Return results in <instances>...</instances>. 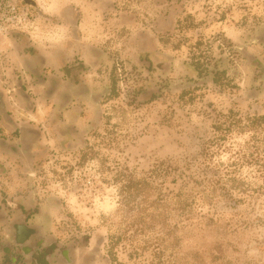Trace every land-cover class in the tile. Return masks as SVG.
I'll use <instances>...</instances> for the list:
<instances>
[{
	"label": "rangeland",
	"instance_id": "obj_1",
	"mask_svg": "<svg viewBox=\"0 0 264 264\" xmlns=\"http://www.w3.org/2000/svg\"><path fill=\"white\" fill-rule=\"evenodd\" d=\"M31 1L1 30L0 89L16 44L80 77L6 100L42 138L0 154V199L90 239L78 264H264V0Z\"/></svg>",
	"mask_w": 264,
	"mask_h": 264
},
{
	"label": "flooded vegetation",
	"instance_id": "obj_2",
	"mask_svg": "<svg viewBox=\"0 0 264 264\" xmlns=\"http://www.w3.org/2000/svg\"><path fill=\"white\" fill-rule=\"evenodd\" d=\"M37 57L32 49L22 52L21 61L11 65L16 64L13 75H8L7 89H0V154L23 163L34 155L35 138L40 141L42 134L26 122L18 121L17 110H13L6 100L17 97L29 108L30 102L34 101V86L39 87L40 93L48 99L67 91L75 95L76 90H70L76 89L80 77V71L68 65L59 63V68L47 67L46 62L38 65ZM60 104L57 107L63 109ZM38 205L30 199H0V264H78V251L87 248L90 239L60 243L49 237L38 221L41 219Z\"/></svg>",
	"mask_w": 264,
	"mask_h": 264
},
{
	"label": "built area",
	"instance_id": "obj_3",
	"mask_svg": "<svg viewBox=\"0 0 264 264\" xmlns=\"http://www.w3.org/2000/svg\"><path fill=\"white\" fill-rule=\"evenodd\" d=\"M22 0H0V33L6 28H14L21 12ZM26 7V6H24Z\"/></svg>",
	"mask_w": 264,
	"mask_h": 264
},
{
	"label": "crops",
	"instance_id": "obj_4",
	"mask_svg": "<svg viewBox=\"0 0 264 264\" xmlns=\"http://www.w3.org/2000/svg\"><path fill=\"white\" fill-rule=\"evenodd\" d=\"M23 1H24V0H23ZM33 3H34V2H33ZM36 4H37V2L35 1V7H36ZM37 6H38V4H37ZM5 42H6V41H4V40H3V41L0 40V47H2L1 45H3ZM17 45H18V44L15 45L16 50H14V52H13V51L10 52V54H11V55H10V60H8V61H10L12 64L15 63V62L17 63V61L19 62V57H20V56H19V54H18V49H17L18 46H17ZM0 51H1V50H0ZM6 52H7L6 49H4V53H6ZM37 60H38V65L46 62V65H47V67H48V65H49L48 63H50V61H49L50 59H49L48 57H47V58L44 57L43 55H39V56L37 57ZM20 61H21V60H20ZM28 62H29V60H28ZM15 65H16V64H15ZM15 65H14V66H15ZM35 65H37V64H34V66H35ZM14 66H10V69H7L8 72H5L4 75H5V76H6V75H9V76H10V75H13V74H12V71H15V68H13ZM13 69H14V70H13ZM10 70H11V72H10ZM14 76H15V75H14Z\"/></svg>",
	"mask_w": 264,
	"mask_h": 264
},
{
	"label": "water",
	"instance_id": "obj_5",
	"mask_svg": "<svg viewBox=\"0 0 264 264\" xmlns=\"http://www.w3.org/2000/svg\"><path fill=\"white\" fill-rule=\"evenodd\" d=\"M24 2H25L27 5H34V3H33L31 0H24Z\"/></svg>",
	"mask_w": 264,
	"mask_h": 264
}]
</instances>
